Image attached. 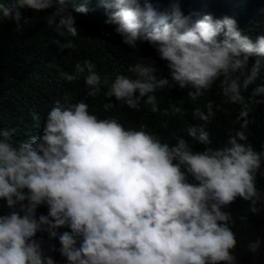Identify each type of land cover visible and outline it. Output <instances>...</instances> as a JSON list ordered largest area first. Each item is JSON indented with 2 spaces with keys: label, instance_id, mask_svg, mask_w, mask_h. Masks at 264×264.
<instances>
[{
  "label": "clouds",
  "instance_id": "1",
  "mask_svg": "<svg viewBox=\"0 0 264 264\" xmlns=\"http://www.w3.org/2000/svg\"><path fill=\"white\" fill-rule=\"evenodd\" d=\"M89 2L0 0V22H19L28 8L47 13L46 26L60 35L76 37L74 13L87 14ZM170 2V12H158L152 0H98L122 42L136 51L148 43L167 62L170 78L153 58L130 65L131 75L102 74L85 59L60 73L68 82L83 77L84 99L56 100L39 135L17 139L15 128H0V264H60L57 252L66 264H236L238 240L226 209L242 199L256 214L264 200L256 183L258 173L264 176V150L246 132L250 105L264 103V85L243 94L264 73V34L253 39L232 16L194 18L181 11V0ZM53 43L61 52L75 46ZM176 85L190 88L193 101L215 86L224 103L241 105L240 128L213 146L208 125L215 112L208 102L206 111H192L201 123L187 127L191 142L173 133L169 143L145 125L126 128L115 117L100 118L86 102L106 89V111L120 102L173 116L187 110H161L159 94ZM31 117L39 126L40 114L33 110ZM196 143L203 150H194ZM260 246L257 239L247 247L255 253Z\"/></svg>",
  "mask_w": 264,
  "mask_h": 264
},
{
  "label": "trees",
  "instance_id": "2",
  "mask_svg": "<svg viewBox=\"0 0 264 264\" xmlns=\"http://www.w3.org/2000/svg\"><path fill=\"white\" fill-rule=\"evenodd\" d=\"M3 2L10 3L11 0ZM80 2L76 0V3ZM68 6L71 9L72 4ZM87 6L90 9L87 14L74 13L80 28V34L76 37L66 33L60 35L54 27L46 26L44 17L47 13H36L28 8L20 10L19 22L8 18L0 22V128H15L17 139L39 135L46 113L56 100L67 99L75 103L85 98L83 77L74 82L60 77L61 72H73L77 62L92 60L102 74L131 75L127 72L130 65L136 62L149 63L150 58H153L161 74L170 78L167 62L159 60L152 46L148 43L140 44V51L129 48L115 32V25L105 23L107 15L98 0H91ZM172 6L170 0H152V7L158 12H170ZM179 7L185 15L191 14L194 18L204 14H211L214 18L232 16L238 21L239 28L253 39L264 34V0H181ZM55 39L68 40L75 46L61 52L53 43ZM258 85H264V73L261 79L249 86L244 96L249 97ZM190 90L176 85L168 93L159 94L163 97L159 105L161 110L170 109L172 105L187 110L186 113L173 116L152 113L143 105L136 111L120 102H115L116 107L106 111L103 107L108 102L104 96L106 89H102L96 98L88 97L86 102L89 111L100 118L115 117L126 128L139 129L145 125L147 131L169 143H175L173 133L191 142V138L187 137V127L201 123L193 119L192 111L196 107L206 111L205 106L212 102L215 116L208 130L212 135L213 146L223 144L230 129L240 128L237 118L240 116L241 105L224 103L215 86L195 101L188 97ZM217 105L220 107L217 108ZM250 107L251 122L246 130L249 142L257 151L264 150V103L251 104ZM33 110L40 114L39 126L32 120ZM165 122L167 128L163 126ZM203 148V145L193 144L194 150ZM261 171H264V165ZM256 183L264 194V176L258 173ZM257 207L258 212L253 214L249 211V202L237 199L226 209L232 213L234 223L230 226L238 240L233 251L236 264H264V200ZM4 211L8 209L5 207ZM39 211L46 213L47 207ZM242 216L247 219L241 220ZM257 239L261 241V246L253 253L247 246ZM56 243L59 246L58 241ZM53 255L60 264H66L58 252Z\"/></svg>",
  "mask_w": 264,
  "mask_h": 264
}]
</instances>
